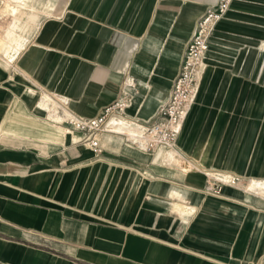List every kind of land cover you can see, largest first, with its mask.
I'll list each match as a JSON object with an SVG mask.
<instances>
[{
    "label": "crops",
    "instance_id": "0c3cea01",
    "mask_svg": "<svg viewBox=\"0 0 264 264\" xmlns=\"http://www.w3.org/2000/svg\"><path fill=\"white\" fill-rule=\"evenodd\" d=\"M190 1L162 0L128 27L134 2L119 21L124 0H0V264L260 262L264 138H232L219 164L223 138L199 147L198 113L173 148L142 152L102 133L97 158L80 133L42 128L95 117L126 78V118L148 120L205 11ZM233 176L242 181L218 182Z\"/></svg>",
    "mask_w": 264,
    "mask_h": 264
},
{
    "label": "rangeland",
    "instance_id": "374dc122",
    "mask_svg": "<svg viewBox=\"0 0 264 264\" xmlns=\"http://www.w3.org/2000/svg\"><path fill=\"white\" fill-rule=\"evenodd\" d=\"M7 1L12 3V0ZM161 1L124 0L117 19L122 20L126 10L134 2L128 27L135 23V20H140L142 23L147 11L151 8L152 13ZM180 1L182 5L194 6L190 0ZM200 1L206 7L205 11L212 8L216 2V0ZM85 6L86 4L83 11ZM205 11L197 18L195 25ZM7 30L8 27L4 36ZM3 42L4 37L0 44ZM200 69L203 79L199 83L196 77L191 103L186 113L187 119L184 118L180 131H183L184 138L198 113V138L204 139L203 143L199 142V147H207L210 138H223L219 148V164L225 163L226 148L228 142H233L232 138H264V0L230 2L227 11L214 23L208 33L207 51L197 72ZM123 83L129 105L132 95L135 94V83L132 78H126ZM127 120L132 123L143 122ZM59 127L62 128L45 125L42 128L55 132L59 138L71 133ZM22 128L20 125H15L5 128L3 132L15 134ZM130 133L134 134V132ZM117 136L122 135L117 134ZM209 157L210 155L207 160ZM230 178H235V183L242 181L240 176ZM220 180L225 182L227 179L220 178ZM261 183L264 184V180Z\"/></svg>",
    "mask_w": 264,
    "mask_h": 264
},
{
    "label": "built area",
    "instance_id": "2783aa9c",
    "mask_svg": "<svg viewBox=\"0 0 264 264\" xmlns=\"http://www.w3.org/2000/svg\"><path fill=\"white\" fill-rule=\"evenodd\" d=\"M232 0H216L214 6L207 9L203 16L197 21L195 28L185 45L183 59L179 70L173 80L171 92L165 102L160 104L154 114L142 123L133 122L140 126L139 134L132 136L123 132H112L109 125L111 118L126 119L125 110L128 106L125 91H121L120 97L104 107L99 114L93 118H78L65 114L61 127L66 132H78L81 137L76 144H83L97 158L101 153L97 135L102 133L122 135L127 138L139 151L152 152L159 148L170 149L180 130L182 121L191 103V97L195 86L196 74L202 58L208 47V33L221 15L225 13ZM65 105L61 102L60 106ZM235 178H227L218 181L233 185ZM258 264H264V255Z\"/></svg>",
    "mask_w": 264,
    "mask_h": 264
},
{
    "label": "bare ground",
    "instance_id": "6f19581e",
    "mask_svg": "<svg viewBox=\"0 0 264 264\" xmlns=\"http://www.w3.org/2000/svg\"><path fill=\"white\" fill-rule=\"evenodd\" d=\"M13 6V5H12ZM21 6V5H20ZM19 8V7H18ZM16 9V8H15ZM12 12L13 13H15V11H14V9H12ZM21 17V16H20ZM17 18V17H16ZM3 20V19H2ZM15 22V21H14ZM15 37V36H14ZM13 46H14V44H12ZM196 77H197V80H198V82L200 83L201 81H202V79H203V75L201 74V69H200V71L199 72H197V75H196ZM128 108V107H127ZM126 108V109H127ZM187 113V112H186ZM184 118H186L187 119V117H186V115H185V117ZM112 119V118H111ZM110 119V120H111ZM114 119V118H113ZM109 120V125H110V128L112 129V132H123V133H126V134H128V135H130V136H132L131 138L134 140V137L133 136H137L138 134H132V133H130V132H128L127 130H125V129H122V128H120V122H121V120L122 119H118V118H115L113 121H110ZM184 120V119H183ZM182 123H183V121H182ZM124 126V125H123ZM181 126H182V124H181ZM181 126H180V128H181ZM137 128V130L139 131V129H140V126H138V127H136ZM179 136V137H178ZM177 138H179V140H181V138H183V131H180L179 130V132H178V135H177ZM178 140V139H177Z\"/></svg>",
    "mask_w": 264,
    "mask_h": 264
}]
</instances>
